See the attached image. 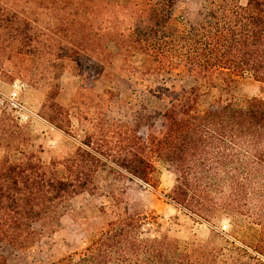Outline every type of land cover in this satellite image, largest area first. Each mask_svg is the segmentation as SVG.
Returning <instances> with one entry per match:
<instances>
[{"label":"trees","instance_id":"trees-1","mask_svg":"<svg viewBox=\"0 0 264 264\" xmlns=\"http://www.w3.org/2000/svg\"><path fill=\"white\" fill-rule=\"evenodd\" d=\"M20 1L0 9V27L5 41L43 54L50 86L38 114L53 127L70 134L68 110L52 98L61 71L86 80L114 55L85 28L106 24L123 72L114 89L95 94L93 116H85L90 128L71 154L46 164L25 152L0 166V264H15L42 230H55L70 199L84 191L107 201L97 236L81 253L48 264H264V95L213 92L229 93L244 74L264 82V0H205L193 18L194 0ZM26 12L33 17L21 18ZM39 20L49 34L35 27ZM175 71L195 82L179 90L172 83L163 110L133 95L128 78L164 83ZM12 125L0 126V145L18 150L24 133ZM154 161L176 175L171 200L207 222L228 220L229 237L211 230L224 245L141 234L148 214L128 192L134 180L156 187Z\"/></svg>","mask_w":264,"mask_h":264},{"label":"rangeland","instance_id":"rangeland-1","mask_svg":"<svg viewBox=\"0 0 264 264\" xmlns=\"http://www.w3.org/2000/svg\"><path fill=\"white\" fill-rule=\"evenodd\" d=\"M18 1L0 0V9L9 5L13 6L12 8H19L23 3ZM204 1L194 0L189 16L193 18L196 15V8ZM246 1L240 0L243 4ZM19 15L23 19L32 18L34 13L26 12ZM42 15L44 14L40 13L36 16ZM90 18H94V14H91ZM29 22L32 25V22ZM36 25L39 31L49 34L43 22L39 20ZM104 26L106 27V24L98 29L99 27L94 24L92 28H85V32L93 36L98 34L102 45L107 46L114 53L111 63L103 64L98 73L86 80L74 73L71 68L64 69L60 73L58 91L52 97L54 102L63 105L68 110L70 134L56 129L42 117L41 119L37 117L50 86V79L42 66L43 54L30 51L27 45L18 46L16 42L5 41V30L0 27V126L13 124L14 128V124H17L24 133V137L19 138L18 150L7 149L0 145V166L5 165L6 159L14 161L23 158L25 152L27 154L36 153L41 161L47 164L51 158L71 154L77 146L82 145L80 141L90 128V123L85 116L88 118L93 116L92 110L95 109L97 101L95 94L101 93L106 88L114 89L123 72L118 68L120 63L116 55L118 48L110 40ZM138 58L142 62L144 57L139 55ZM160 76L159 74L154 75V79ZM163 78L164 83L158 80L152 82L150 78H146L143 83H138L139 80L135 77L128 79L134 89L133 95H147L148 106L157 110H163L167 105L166 95L172 89V83L175 85L174 88L179 90L195 82L191 76L177 73V71L165 73ZM79 89L80 93L77 95ZM229 89V93L220 92L217 88L213 92L220 94L222 98L230 95L235 99L259 96L264 95V82L255 80L249 74H244L235 77ZM12 91L17 92L16 101L24 109L16 108L10 103L8 98ZM73 96L77 97L74 102L71 101ZM210 99V93L202 97L204 103ZM89 106L91 109L88 111ZM0 134L4 135L1 132ZM153 177L156 182L155 188L134 180L130 182L128 192L130 200L148 214V217L141 223L140 231L143 236L167 234L181 242L213 238L218 244L224 245V239L211 230L222 231L229 237L230 227L225 217L207 222L171 200L169 194L176 181V175L167 164L154 161ZM106 204V199L97 193L90 194L84 191L75 195L70 199L68 211L61 216L58 227L50 232L42 230L31 247L18 252L15 264H48L68 254L81 253L96 238L97 229L102 222L99 208Z\"/></svg>","mask_w":264,"mask_h":264},{"label":"built area","instance_id":"built-area-1","mask_svg":"<svg viewBox=\"0 0 264 264\" xmlns=\"http://www.w3.org/2000/svg\"><path fill=\"white\" fill-rule=\"evenodd\" d=\"M16 94H17V92L16 91H12L11 92V94H10V96H9V101H10V103L14 106V107H16V108H19V109H24L23 108V106H21L17 101H16Z\"/></svg>","mask_w":264,"mask_h":264},{"label":"crops","instance_id":"crops-1","mask_svg":"<svg viewBox=\"0 0 264 264\" xmlns=\"http://www.w3.org/2000/svg\"><path fill=\"white\" fill-rule=\"evenodd\" d=\"M39 119H41V117L37 116Z\"/></svg>","mask_w":264,"mask_h":264}]
</instances>
